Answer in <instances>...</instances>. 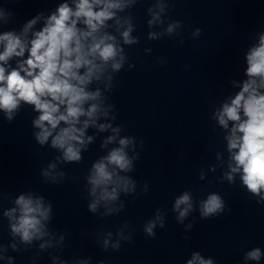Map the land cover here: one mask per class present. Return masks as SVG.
<instances>
[{"label": "clouds", "instance_id": "9594fccd", "mask_svg": "<svg viewBox=\"0 0 264 264\" xmlns=\"http://www.w3.org/2000/svg\"><path fill=\"white\" fill-rule=\"evenodd\" d=\"M137 2L138 0H75L74 9L67 3H62L47 17L43 28L32 33L31 38L28 36L29 31L37 23L39 16L27 21L19 34L15 31L0 34V46L3 48L0 51V110L4 112L7 121H13L21 102L33 106V111L39 113L32 121L34 127L39 129L34 133L35 140L41 146L50 141L52 148L62 150V159L67 162L82 160L81 148L86 150V143L93 140L92 136L86 137V130L90 126L98 128L100 132L111 130L113 133L101 147L115 142L122 130L121 126L98 123L100 118L109 117L114 105L108 103L105 106L108 97L100 88L94 91L87 89L93 81L104 83L106 93H110L115 87V77L108 74L109 69L111 73H119L128 62V55L116 37L103 29L108 27L106 21L115 20L123 45L138 44L139 38L132 35V18H123L122 23V18L117 16V12H123ZM154 7L159 11H154L152 7L148 9L152 13V19L147 22L149 27L156 21L163 24L160 13L170 5L168 0H156ZM0 20L5 25L9 23V15L2 9ZM78 23L83 27H78ZM182 27L181 21H172L159 34L149 32L148 39L171 36L176 33L177 28ZM200 34L201 29L196 28L192 32V38L196 39ZM180 35L181 33H176V36ZM180 42L183 43V39ZM145 52H151V49L145 48ZM14 57L18 58L16 66L11 67L10 71L6 70L4 65ZM163 62L161 59V63ZM246 63L247 79L234 98L215 111V119L224 129H229L231 122L226 139L232 163L229 164L230 171L224 174L225 179L234 183L233 174L241 173L242 187L252 196L259 197L257 204H264V195H261L264 192V33L259 37L258 46L247 52ZM127 66L129 70L135 67L131 63ZM111 119L115 120L116 115H112ZM134 141L135 137L120 138L117 147H113L106 156L93 163L87 177V182L91 185L90 195L94 197L93 202L88 205L90 212H95L101 202L105 206L117 202L121 193L135 196L137 182L128 175L121 174L132 172L134 160L140 157L138 152L130 157L126 151L130 145L134 146ZM140 147H143V141H140ZM49 168L54 169L55 164H50ZM42 175L47 177L50 172L44 171ZM59 175L65 174L61 172ZM52 182H56L55 177ZM143 188V192L147 193L148 185L144 184ZM195 203L188 191L175 199L173 211L178 212V222L182 223L189 212L194 210ZM181 205L185 207L181 208ZM123 208L124 203H120L116 211H122ZM51 211V203L45 207L42 197L21 194L15 199V207L5 211L4 216L9 221L12 235L18 236L21 243L30 245L33 240H40L48 235L43 221L50 218ZM199 211L202 219L220 215L226 211L223 197L212 192L206 199L199 201ZM157 225L160 228L165 226L164 215L159 210L155 218L149 220L144 227L147 237H155L154 229ZM187 228L190 230L192 225H187ZM119 235L126 242L132 240L131 234L125 237L121 232ZM63 239L62 236L61 242ZM51 246L41 244L39 247L44 249ZM108 246L109 241L104 240L103 250L107 251ZM120 246L119 241L111 245L115 251ZM11 247L19 250L15 243ZM2 251L6 249H0ZM261 255V249L256 247L246 253L245 259L259 261ZM4 259L8 260V264H13L12 258L0 255V260ZM77 264H89V261L82 259ZM187 264H214V260L195 253Z\"/></svg>", "mask_w": 264, "mask_h": 264}]
</instances>
